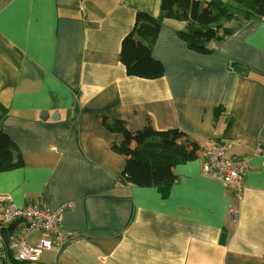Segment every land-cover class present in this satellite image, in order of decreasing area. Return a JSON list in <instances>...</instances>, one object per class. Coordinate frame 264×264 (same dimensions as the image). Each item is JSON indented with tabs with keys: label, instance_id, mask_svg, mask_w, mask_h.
I'll return each mask as SVG.
<instances>
[{
	"label": "crops",
	"instance_id": "obj_1",
	"mask_svg": "<svg viewBox=\"0 0 264 264\" xmlns=\"http://www.w3.org/2000/svg\"><path fill=\"white\" fill-rule=\"evenodd\" d=\"M159 3L0 0V128L22 160L0 170V197L66 206L58 228L70 233L62 249L24 263L264 264V17L223 21L235 30L207 54L180 38L186 22L164 18L152 45L163 75H128L122 38ZM101 117L131 131L178 129L198 155L173 167L166 192L124 183L126 156L111 148L120 136ZM212 144L248 157L241 197L202 173ZM5 234L0 264H16L12 241L43 236L22 222Z\"/></svg>",
	"mask_w": 264,
	"mask_h": 264
},
{
	"label": "trees",
	"instance_id": "obj_2",
	"mask_svg": "<svg viewBox=\"0 0 264 264\" xmlns=\"http://www.w3.org/2000/svg\"><path fill=\"white\" fill-rule=\"evenodd\" d=\"M159 14L152 16L138 11L132 28L121 41L120 61L128 75L157 78L163 75V65L152 57V45L162 20L174 18L186 22L180 38L189 49L202 54L212 51L211 43H218L235 30L223 21L240 15L244 19L264 17V0H160ZM222 107L214 111L215 119ZM3 114L0 113V125ZM105 128L120 136L111 148L124 154L126 163L120 181L135 186H153L166 192L176 180L173 167L197 157L199 146L178 129L158 130L147 124L131 131L124 121L101 117ZM230 126L227 121L226 129ZM22 160L15 144L0 128V170L20 166ZM16 264H26L13 260Z\"/></svg>",
	"mask_w": 264,
	"mask_h": 264
},
{
	"label": "built area",
	"instance_id": "obj_3",
	"mask_svg": "<svg viewBox=\"0 0 264 264\" xmlns=\"http://www.w3.org/2000/svg\"><path fill=\"white\" fill-rule=\"evenodd\" d=\"M205 161L201 171L221 181L241 197L244 189V174L249 165L248 157L232 158L226 156L222 144H212L204 149ZM66 206L49 210L35 203L16 206L12 202L0 197V254L6 243L5 229L15 222H22L29 229L42 232L43 236L35 244L9 241L12 258L19 262H36L43 251L59 250L67 243L70 233L59 230L60 216ZM5 234V235H3Z\"/></svg>",
	"mask_w": 264,
	"mask_h": 264
},
{
	"label": "rangeland",
	"instance_id": "obj_4",
	"mask_svg": "<svg viewBox=\"0 0 264 264\" xmlns=\"http://www.w3.org/2000/svg\"><path fill=\"white\" fill-rule=\"evenodd\" d=\"M65 232H67V231H65ZM9 263V262H8Z\"/></svg>",
	"mask_w": 264,
	"mask_h": 264
}]
</instances>
